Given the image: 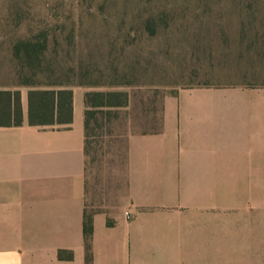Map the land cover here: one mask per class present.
<instances>
[{"label":"crops","instance_id":"1","mask_svg":"<svg viewBox=\"0 0 264 264\" xmlns=\"http://www.w3.org/2000/svg\"><path fill=\"white\" fill-rule=\"evenodd\" d=\"M255 24L224 25L232 30L215 46L214 80L165 96L157 127L129 134L121 205L88 201L86 89L73 87L71 122L53 126L29 122L21 89L22 122L0 123V264L264 263V63ZM85 207L95 210L89 262Z\"/></svg>","mask_w":264,"mask_h":264},{"label":"rangeland","instance_id":"2","mask_svg":"<svg viewBox=\"0 0 264 264\" xmlns=\"http://www.w3.org/2000/svg\"><path fill=\"white\" fill-rule=\"evenodd\" d=\"M246 4L245 0H0V87L37 86L19 83L10 47L19 35L40 28L50 34L49 63L37 67L38 76L28 70L31 80L123 93L126 105L97 108L86 161L88 201L121 205L127 200L129 134L157 127L165 96L214 80L215 46L224 42L225 29L232 30L224 25L254 21L256 27L249 30L258 31L256 45L264 63V6L250 10Z\"/></svg>","mask_w":264,"mask_h":264},{"label":"trees","instance_id":"3","mask_svg":"<svg viewBox=\"0 0 264 264\" xmlns=\"http://www.w3.org/2000/svg\"><path fill=\"white\" fill-rule=\"evenodd\" d=\"M250 10L254 5L264 6V0H245ZM264 10V9H263ZM50 45V34L43 29H29L19 35L11 44V52L16 61L17 76L19 83L25 85H37L28 89V120L36 124H53L71 122L73 115V82H44L31 80L28 70L32 76H38L37 67L43 63H49L47 53ZM29 77V78H26ZM80 84V83H79ZM119 99H113L114 96ZM118 91H86V148L89 143V116L97 106H123L126 97ZM21 90L0 89V123L20 124L22 122ZM95 210L85 207L83 214V237L86 253V261L92 258V233L93 213ZM62 255V250L59 251Z\"/></svg>","mask_w":264,"mask_h":264},{"label":"built area","instance_id":"4","mask_svg":"<svg viewBox=\"0 0 264 264\" xmlns=\"http://www.w3.org/2000/svg\"><path fill=\"white\" fill-rule=\"evenodd\" d=\"M125 214H126V216H127L128 218L131 216V214H130V211H129V210H126V211H125Z\"/></svg>","mask_w":264,"mask_h":264}]
</instances>
